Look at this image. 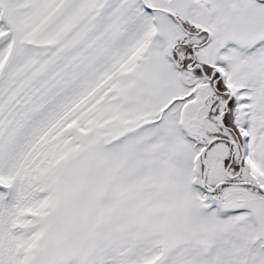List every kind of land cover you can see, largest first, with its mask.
Wrapping results in <instances>:
<instances>
[{"label":"snow or ice","instance_id":"1","mask_svg":"<svg viewBox=\"0 0 264 264\" xmlns=\"http://www.w3.org/2000/svg\"><path fill=\"white\" fill-rule=\"evenodd\" d=\"M0 264H264V0H0Z\"/></svg>","mask_w":264,"mask_h":264}]
</instances>
